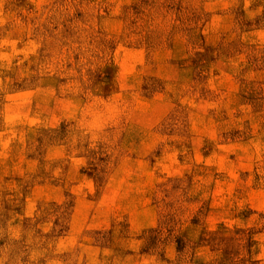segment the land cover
<instances>
[{
    "label": "rangeland",
    "instance_id": "374dc122",
    "mask_svg": "<svg viewBox=\"0 0 264 264\" xmlns=\"http://www.w3.org/2000/svg\"><path fill=\"white\" fill-rule=\"evenodd\" d=\"M0 264H264V0H0Z\"/></svg>",
    "mask_w": 264,
    "mask_h": 264
}]
</instances>
